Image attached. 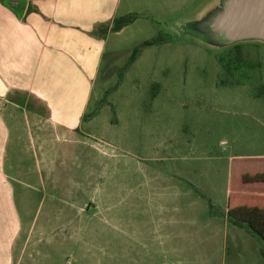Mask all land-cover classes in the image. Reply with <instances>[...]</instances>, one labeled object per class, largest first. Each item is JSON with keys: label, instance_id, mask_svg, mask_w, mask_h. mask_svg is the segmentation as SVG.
I'll return each mask as SVG.
<instances>
[{"label": "rangeland", "instance_id": "rangeland-1", "mask_svg": "<svg viewBox=\"0 0 264 264\" xmlns=\"http://www.w3.org/2000/svg\"><path fill=\"white\" fill-rule=\"evenodd\" d=\"M224 3L119 0L110 24L134 19L107 38L79 125L58 134L36 118L34 161L7 156L31 228L13 264H158L143 186L168 187L173 167L204 173L200 203L220 210L230 159L264 155V41L224 42L212 30ZM32 111L48 107L36 101ZM224 264H264V246L228 229Z\"/></svg>", "mask_w": 264, "mask_h": 264}, {"label": "crops", "instance_id": "crops-1", "mask_svg": "<svg viewBox=\"0 0 264 264\" xmlns=\"http://www.w3.org/2000/svg\"><path fill=\"white\" fill-rule=\"evenodd\" d=\"M9 2L18 6L10 8ZM118 2H0V264H13L31 232L30 225L23 227L20 220L13 184L21 183L7 166V156L17 151L31 155L34 161L36 118L45 121L48 129L54 121L58 134L79 125L87 112L90 84L100 66L105 42L125 28L98 33L105 22L110 25ZM36 101L46 105L48 112L35 114L32 106ZM233 160L263 161L264 155ZM209 165L201 163L198 167ZM195 174V167L188 168L187 174L173 167L162 181L168 187L152 193L143 186L145 199L153 202L150 217L155 220L147 235L156 249L158 264H224L226 233L233 226L226 221L225 203L219 211L200 203L206 199L198 193L204 173L198 177ZM138 235L140 247H145L142 233Z\"/></svg>", "mask_w": 264, "mask_h": 264}, {"label": "trees", "instance_id": "trees-1", "mask_svg": "<svg viewBox=\"0 0 264 264\" xmlns=\"http://www.w3.org/2000/svg\"><path fill=\"white\" fill-rule=\"evenodd\" d=\"M133 19L132 15L116 18L109 26H101L98 33H116ZM258 164L264 160L230 161L225 208L228 224L245 230L264 245V166Z\"/></svg>", "mask_w": 264, "mask_h": 264}, {"label": "water", "instance_id": "water-1", "mask_svg": "<svg viewBox=\"0 0 264 264\" xmlns=\"http://www.w3.org/2000/svg\"><path fill=\"white\" fill-rule=\"evenodd\" d=\"M16 2L8 7L16 8ZM212 30L226 43L264 41V0H225L223 13Z\"/></svg>", "mask_w": 264, "mask_h": 264}]
</instances>
